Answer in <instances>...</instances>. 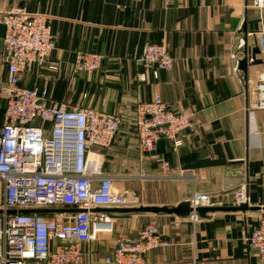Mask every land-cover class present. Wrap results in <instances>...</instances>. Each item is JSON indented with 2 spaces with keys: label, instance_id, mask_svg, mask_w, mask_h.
<instances>
[{
  "label": "crops",
  "instance_id": "crops-1",
  "mask_svg": "<svg viewBox=\"0 0 264 264\" xmlns=\"http://www.w3.org/2000/svg\"><path fill=\"white\" fill-rule=\"evenodd\" d=\"M15 8L46 14L56 41L46 65L23 74L21 84L47 87L52 100L122 117L113 144L95 149L118 189L138 193L145 206L175 207L197 193L220 194L246 182L248 205L256 207L210 211L197 223L164 213L111 212L114 235L83 244L84 262L101 260L118 241L137 237L155 221L169 246L149 252L145 264H261L247 243L264 212V110L248 109L264 75V11L254 7V0H0V10ZM147 43L165 44L174 58L173 68L161 70L157 80L140 62ZM256 47V62L249 60L243 70L244 51ZM80 52L100 55L102 67L75 72ZM7 82L0 37V128ZM156 95L194 122L181 133L180 146L162 140L157 155L140 150L131 124L136 104ZM216 145L230 165L184 169L216 158ZM159 157L170 164V173ZM119 174L126 176L119 180Z\"/></svg>",
  "mask_w": 264,
  "mask_h": 264
},
{
  "label": "built area",
  "instance_id": "built-area-1",
  "mask_svg": "<svg viewBox=\"0 0 264 264\" xmlns=\"http://www.w3.org/2000/svg\"><path fill=\"white\" fill-rule=\"evenodd\" d=\"M254 7L263 13L264 0H254ZM0 25L5 27L3 49L8 76L0 128V264H145L149 252L169 246L155 221L144 226L137 237L118 241L101 260L84 262L86 252L82 245L114 230V218L95 209L143 205L141 195L115 186L113 177L104 171L100 154L95 153L96 148L113 144L122 117L96 111L84 103L71 105L52 100L47 87L21 84V76L46 65L56 47L46 14L25 8L0 10ZM244 44L242 41L239 48ZM140 62L156 80L161 70L174 66L167 46L157 43L146 44ZM102 63L100 55L80 52L74 71L92 73ZM139 79L147 81L146 73ZM253 91L254 102L248 108L251 113L264 110V75ZM131 124L140 150L155 155L162 140H171L178 147L182 144L181 133L194 127L188 114L170 108L160 95L139 101ZM158 159L164 171L170 173V164L162 157ZM247 191L243 182L233 191L197 193L187 202L194 209L240 206L249 204ZM22 209L51 211L12 213ZM72 209L80 212L72 214ZM189 217L193 223L201 219L195 211ZM247 243L264 264V212Z\"/></svg>",
  "mask_w": 264,
  "mask_h": 264
},
{
  "label": "water",
  "instance_id": "water-1",
  "mask_svg": "<svg viewBox=\"0 0 264 264\" xmlns=\"http://www.w3.org/2000/svg\"><path fill=\"white\" fill-rule=\"evenodd\" d=\"M246 33V31H244ZM247 34V33H246ZM5 35V27L3 25H0V37H4ZM259 48L256 47L254 50L251 51V53L248 52V50L244 51V58L240 61L239 65L240 67L245 70L248 61L250 58L255 60V56L257 53H259ZM216 158H206V159H200L195 161L194 163H190L184 166L185 170H197L202 168H208V167H215V166H226L230 165L224 155V152L222 151V148L219 145H216L214 147ZM256 207H249L248 204H243L236 207H217V206H202L193 208L189 202L185 201L183 203H180L179 205L175 207H169V206H156V205H142L139 207H123V208H100L95 209L94 211L99 212H105V213H111V212H121V213H145V214H168V215H176L181 218H187L191 215L192 212H197L200 216L206 214L210 211H222V210H247V209H254ZM259 208V207H258ZM49 209H22L19 211L13 210L12 213H23V214H45L50 212ZM72 214L80 212L78 209H72L70 210Z\"/></svg>",
  "mask_w": 264,
  "mask_h": 264
},
{
  "label": "rangeland",
  "instance_id": "rangeland-1",
  "mask_svg": "<svg viewBox=\"0 0 264 264\" xmlns=\"http://www.w3.org/2000/svg\"><path fill=\"white\" fill-rule=\"evenodd\" d=\"M118 176H119V180H122L123 178H125L124 176H126V174H119ZM132 176H134V175H132ZM134 177H138L139 178V175H135ZM145 200H146V198H145ZM115 228H116V224L114 222V230H113V233L112 234H108L109 236L112 237V235H114ZM108 235H106V236H108ZM101 239L104 240V238H101ZM95 243H97V241Z\"/></svg>",
  "mask_w": 264,
  "mask_h": 264
},
{
  "label": "bare ground",
  "instance_id": "bare-ground-1",
  "mask_svg": "<svg viewBox=\"0 0 264 264\" xmlns=\"http://www.w3.org/2000/svg\"><path fill=\"white\" fill-rule=\"evenodd\" d=\"M210 207H212V205Z\"/></svg>",
  "mask_w": 264,
  "mask_h": 264
}]
</instances>
